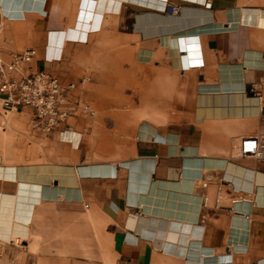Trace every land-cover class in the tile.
Masks as SVG:
<instances>
[{"label":"crops","instance_id":"obj_1","mask_svg":"<svg viewBox=\"0 0 264 264\" xmlns=\"http://www.w3.org/2000/svg\"><path fill=\"white\" fill-rule=\"evenodd\" d=\"M27 48L31 70L77 83L95 115L44 135L29 109L0 107V165L39 193L2 247L34 252L47 207L87 205L112 264H264V158L243 153L264 143V0H0V58ZM91 63L111 66L96 67L93 101L92 78L69 77Z\"/></svg>","mask_w":264,"mask_h":264},{"label":"built area","instance_id":"obj_2","mask_svg":"<svg viewBox=\"0 0 264 264\" xmlns=\"http://www.w3.org/2000/svg\"><path fill=\"white\" fill-rule=\"evenodd\" d=\"M162 12L177 13L178 7L164 3ZM50 33V32H49ZM36 57L34 48L14 52L7 60L0 58V107L3 112L29 109L31 129L44 135L70 130V119L77 117L93 118L95 111L89 103L75 94L77 83L65 82L58 76L44 71L31 70ZM58 56L48 58L46 47L45 62L61 60ZM83 78L81 82L86 81ZM87 126L80 133L87 132ZM243 153L255 158H264V143L246 140Z\"/></svg>","mask_w":264,"mask_h":264},{"label":"rangeland","instance_id":"obj_3","mask_svg":"<svg viewBox=\"0 0 264 264\" xmlns=\"http://www.w3.org/2000/svg\"><path fill=\"white\" fill-rule=\"evenodd\" d=\"M77 50V54H80L79 49ZM96 67L111 72L110 65L95 63L73 64L69 69V77L72 79L84 74L92 78L86 87L89 101H93L90 97L97 90L92 84ZM61 71L67 73L68 69ZM110 88V86L107 88L109 96L112 93ZM13 119L15 120L14 114ZM13 138L14 135L9 137L8 141H12ZM18 138L23 144L31 141L30 137L22 135ZM87 207V205L86 209L73 206L47 207L43 212L47 223L40 225L38 229L41 239L37 252L27 250L28 241L22 242L19 246L14 243L4 247L0 245V249H3L0 251V264H112L113 255L106 222Z\"/></svg>","mask_w":264,"mask_h":264},{"label":"bare ground","instance_id":"obj_4","mask_svg":"<svg viewBox=\"0 0 264 264\" xmlns=\"http://www.w3.org/2000/svg\"><path fill=\"white\" fill-rule=\"evenodd\" d=\"M13 170H15V165H0V241L3 242H20L25 236L26 222L29 220L32 207L31 197L33 195L35 197L38 193L32 191L36 183L16 179L11 174ZM38 185L40 188V184ZM32 192L34 194L31 196Z\"/></svg>","mask_w":264,"mask_h":264}]
</instances>
